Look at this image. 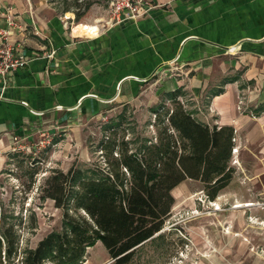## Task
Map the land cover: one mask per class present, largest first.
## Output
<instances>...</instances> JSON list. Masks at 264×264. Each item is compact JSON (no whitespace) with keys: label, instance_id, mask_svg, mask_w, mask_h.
<instances>
[{"label":"crops","instance_id":"0c3cea01","mask_svg":"<svg viewBox=\"0 0 264 264\" xmlns=\"http://www.w3.org/2000/svg\"><path fill=\"white\" fill-rule=\"evenodd\" d=\"M153 1L154 9L144 17L123 20L94 36L96 32L84 26L69 29L50 0H0V40L6 33L14 49L31 59L4 85L0 80V169L12 137L21 140V130L29 134L34 125L57 116L55 120L62 122L66 112L53 108L77 95L72 82L77 77L84 75L93 84L104 78L110 89L118 77L128 75L123 97L131 101L136 82L148 78L159 63H168L163 67L177 71L152 78L151 84L161 93L181 88L185 99L192 101L206 97L210 90L205 113L197 116L208 125L231 126L239 166H254L250 174L243 172L237 190L229 189L231 179L217 196L221 201L235 199L239 204L231 208L251 210L264 238V0H187L188 14L176 13L173 7L162 13L157 9L169 1L178 6L185 1ZM208 42L220 47L241 43V54L233 59L228 53L212 52ZM51 51L55 55L48 57ZM233 69L241 75L230 78L227 74ZM217 89L221 92L216 94ZM260 249L261 254L255 253L264 262V247Z\"/></svg>","mask_w":264,"mask_h":264},{"label":"rangeland","instance_id":"374dc122","mask_svg":"<svg viewBox=\"0 0 264 264\" xmlns=\"http://www.w3.org/2000/svg\"><path fill=\"white\" fill-rule=\"evenodd\" d=\"M72 1L50 0L56 11L67 19L69 29L72 26H84L89 32H96L94 36L103 35L112 29L104 27V24L110 17L111 2L116 0H93L88 11L78 22L74 20L73 12H62L66 4L74 7ZM81 1L78 0L82 3ZM148 1L152 7L142 17L155 7L154 1ZM180 1H185L183 5L180 4L182 6L169 1L157 9L162 13L163 10L172 11L173 7L176 13H187V0ZM193 4L195 3L192 1L190 5L193 7ZM79 7L80 11H83L84 4ZM194 38L205 42L203 37ZM180 42L183 44L184 40ZM231 43L225 47L209 42L208 45L211 44L212 52L228 53L235 59L241 54L239 51L242 45ZM232 46H235L234 49ZM54 55V51L47 54L48 57ZM159 64L148 74V78L139 79L140 83L136 82L132 89L134 99L131 101L123 97V81L131 79L128 75L118 77L110 89L103 82L104 78L99 80V84H93V79H87L84 75L77 77L76 81H72L78 87L77 95L53 108L62 110V113L66 112L62 122L55 120L59 118L57 116L45 120L48 123H38L37 126L33 124L34 130L24 127L30 133L24 134L25 130H21L23 133L20 135V142L8 147V155L0 169V230L10 223L15 224L14 228L19 235L18 258L15 262L20 259L24 249L35 247L47 233L61 228L63 210L55 207L51 198L40 196L41 188L52 171L66 172L69 168L89 169L96 164L104 166L100 141L105 135L109 136L113 132V129L104 130L106 124L121 121L115 136L120 139L123 134L124 139L135 141L131 146L138 145L144 138L155 141L156 117L151 108L163 100L166 92H158L157 85L151 84V80L177 71L163 67L168 63ZM227 75L235 78L241 75V71L233 69ZM133 80L136 81L134 76ZM72 82L67 88L72 87ZM144 85L148 88L145 92L141 88ZM210 92L209 90L206 97L199 101L186 100V95L179 99L185 105L187 103L186 107L193 110L199 119L201 115L197 114L205 113ZM165 103L169 107L172 106L168 100H165ZM35 114L41 115L39 112ZM231 164L235 172L229 189L233 191L237 190L239 178L244 177L243 172L250 174L254 166L246 164L242 169L238 164V152H233V149ZM248 192L251 194L250 190ZM171 193L174 203L163 227L156 233H161V238L138 248L135 257L140 264L264 263L255 253H262L260 248L264 247V238L257 230V219L251 216V210L231 208L239 204L235 199L221 201L217 196L214 201H209L202 183L198 180L185 179L175 186ZM111 261L103 244L97 241L86 249L84 261L80 264H109Z\"/></svg>","mask_w":264,"mask_h":264},{"label":"trees","instance_id":"16d2710c","mask_svg":"<svg viewBox=\"0 0 264 264\" xmlns=\"http://www.w3.org/2000/svg\"><path fill=\"white\" fill-rule=\"evenodd\" d=\"M92 1L73 0L74 7L66 4L62 12H73L78 22ZM184 95L176 88L151 108L155 141L144 138L131 146L135 141L115 136L121 121L106 124L104 130L113 132L100 141L104 166L52 171L40 196L51 198L63 210L61 228L24 249L15 262L19 235L15 224L6 225L0 230V264H80L86 249L97 241L107 250L109 264H140L135 257L138 248L161 238L156 233L170 213L175 186L185 179L198 180L213 200L235 172L234 130L199 120L179 99Z\"/></svg>","mask_w":264,"mask_h":264},{"label":"built area","instance_id":"2783aa9c","mask_svg":"<svg viewBox=\"0 0 264 264\" xmlns=\"http://www.w3.org/2000/svg\"><path fill=\"white\" fill-rule=\"evenodd\" d=\"M152 7L148 0H116L111 2L110 17L104 24L105 26L112 27L115 24L127 19H135L145 14ZM3 38L0 40V80L4 85L9 75L14 71L25 67L29 62V56L14 49L11 43L2 33ZM13 144H18L20 140L17 136L12 137ZM237 148H233L236 152Z\"/></svg>","mask_w":264,"mask_h":264}]
</instances>
